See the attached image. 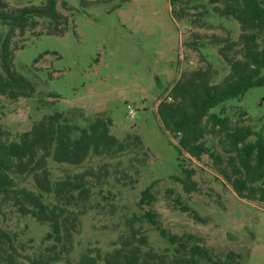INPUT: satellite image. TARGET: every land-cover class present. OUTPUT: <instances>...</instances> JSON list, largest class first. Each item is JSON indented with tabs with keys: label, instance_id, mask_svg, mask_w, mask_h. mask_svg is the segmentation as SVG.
Instances as JSON below:
<instances>
[{
	"label": "rangeland",
	"instance_id": "rangeland-1",
	"mask_svg": "<svg viewBox=\"0 0 264 264\" xmlns=\"http://www.w3.org/2000/svg\"><path fill=\"white\" fill-rule=\"evenodd\" d=\"M8 1L17 7L46 0ZM67 1L70 10L58 4L70 25L64 36L28 32L19 40L23 49L16 51L15 69L35 84L36 92L18 100L0 95L1 126L9 131V140L18 141L55 112L81 128L98 117L110 118L114 136L124 140L127 134L140 135L149 156L145 166L137 163L135 152L91 155L80 166L49 160L53 183L85 170L95 174L88 178L89 200L70 207L80 218L70 252L51 264H105L98 253L104 256L117 248L120 237L130 234L129 219L147 211L155 213L169 233L192 235L191 244L209 249L215 258L225 260L233 251L240 255L239 264H264V202L240 198L209 155H180L178 139L157 115L159 103L183 72L208 61L217 70L216 82L230 73L210 39L229 35L237 41L239 22L220 16L215 7L221 2L211 0ZM212 112L264 135V86ZM254 140L252 136L249 142ZM203 141L224 157L230 155L218 133L206 134ZM182 168L195 171L196 190L183 188L178 180L184 178ZM150 185L155 198L142 204V192ZM19 186L39 192L31 178L20 179ZM43 195L45 202H54L53 194ZM0 226L16 236L18 247L32 259L51 255L55 242L48 236L49 224L6 204L0 205ZM134 227L147 238L144 250L175 255L174 247L146 219Z\"/></svg>",
	"mask_w": 264,
	"mask_h": 264
},
{
	"label": "trees",
	"instance_id": "trees-1",
	"mask_svg": "<svg viewBox=\"0 0 264 264\" xmlns=\"http://www.w3.org/2000/svg\"><path fill=\"white\" fill-rule=\"evenodd\" d=\"M59 2L70 10L67 0H46L39 5L17 7L8 0H0V95L18 100L32 97L36 92L35 84L15 69L16 51L23 49L18 42L28 32L37 36H64L70 25L68 17L58 8ZM211 2H221V7H215L219 15L234 18L240 24L237 41L229 35L210 39L218 45L230 73L216 82L217 70L208 61L205 66L183 72L159 103L157 115L165 130L178 139L176 149L180 155L187 153L196 159L209 155L240 198L264 202V135L249 125H233L228 117L212 112L231 99L243 98L251 88L264 86V0ZM111 127L112 119L98 117L88 127L81 128L63 113L55 112L42 117L14 141L9 140V131L0 124V205L12 204L23 215L31 214L39 222L49 224L52 232L48 236L55 242L49 257L32 259L18 247L16 236L0 226V264H27L26 261L51 264L70 252L80 224L79 215L70 207L89 200L88 178L95 174L93 170H85L53 183L49 160L80 166L91 155L116 157L135 152L137 163L146 165L149 155L141 136L127 134L124 140H119L111 133ZM209 133L220 135L230 155L224 157L206 146L203 139ZM252 136L255 140L249 142ZM133 166L136 174H140ZM182 170L184 178L178 180L183 188L187 192L196 190L192 179L195 171ZM28 178L39 192L19 186L20 179ZM151 190L152 185L142 192V204L153 202ZM44 193L53 194L54 202H45ZM143 219L174 247V256L144 250L147 238L140 228L134 227L137 220ZM128 227L130 234L120 237L117 248L104 256L98 253V259L105 264H239L240 255L233 251L225 260L215 258L209 249L191 244L192 235L169 233L151 211L129 219Z\"/></svg>",
	"mask_w": 264,
	"mask_h": 264
},
{
	"label": "built area",
	"instance_id": "built-area-1",
	"mask_svg": "<svg viewBox=\"0 0 264 264\" xmlns=\"http://www.w3.org/2000/svg\"><path fill=\"white\" fill-rule=\"evenodd\" d=\"M128 110H129V113H131V114L134 113V111H133V109L131 108V106H128ZM132 116H134V115H132Z\"/></svg>",
	"mask_w": 264,
	"mask_h": 264
}]
</instances>
